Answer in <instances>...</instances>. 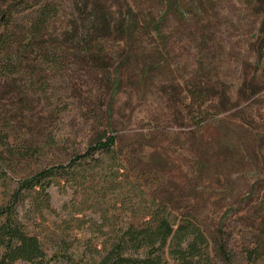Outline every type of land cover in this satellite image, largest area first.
Segmentation results:
<instances>
[{"label":"rangeland","instance_id":"obj_1","mask_svg":"<svg viewBox=\"0 0 264 264\" xmlns=\"http://www.w3.org/2000/svg\"><path fill=\"white\" fill-rule=\"evenodd\" d=\"M55 1L57 27L96 15L111 28L97 60L0 81V206L16 203L12 219L46 240L42 258L13 264H94L154 206L211 233L203 264H264V0ZM130 17L135 30L117 32ZM111 135L117 157L77 160ZM125 155L129 175L106 178ZM70 164L73 181L42 182L48 198L16 194Z\"/></svg>","mask_w":264,"mask_h":264},{"label":"trees","instance_id":"obj_2","mask_svg":"<svg viewBox=\"0 0 264 264\" xmlns=\"http://www.w3.org/2000/svg\"><path fill=\"white\" fill-rule=\"evenodd\" d=\"M57 3L55 0H0V81L4 83L7 78L20 75L33 78L36 72L31 73L30 70L42 63L49 65L53 71L62 70L64 66L72 65L71 57L77 54L89 55L92 60H97L94 58L96 52L102 51L105 45V41L100 42L98 37L107 35L111 25L96 15L87 20L77 15L72 26L60 28L66 20L59 16L62 7ZM135 23V19L130 17L124 23H117L115 29L123 34L126 29L135 30ZM63 30L65 33H62ZM90 30L96 39L90 35ZM83 31L87 32L86 40ZM74 32L78 34L70 39L75 40L76 44L72 49L64 43L67 36L70 37ZM79 57L76 60L82 62ZM196 97L202 104L205 102V94ZM117 141L118 138L112 135L104 137L77 160L99 163L103 156L117 157ZM129 159L130 155L128 159L126 155L116 158L118 163L109 167L106 178L113 180L120 170L129 175L125 167ZM71 168L70 164L67 168L58 166L48 172L38 173L30 182L21 183L16 194L34 191L44 193L48 198L47 190L51 183H42L49 178L48 174L66 175L64 182H71ZM130 176L142 187L147 186L143 176ZM160 184L156 179V185ZM15 207L16 203L0 206V248H3L0 264H13L17 260L32 262L44 256L43 245L46 240L24 231L17 224L18 220L12 219ZM140 217L150 219L119 227L116 241L104 248L103 254L94 264H203L212 236L195 220L194 215L188 220L176 221L169 209L154 206L140 214Z\"/></svg>","mask_w":264,"mask_h":264}]
</instances>
